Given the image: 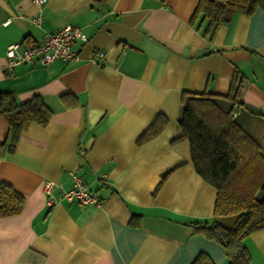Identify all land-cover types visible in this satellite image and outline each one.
Listing matches in <instances>:
<instances>
[{"label": "crops", "instance_id": "crops-1", "mask_svg": "<svg viewBox=\"0 0 264 264\" xmlns=\"http://www.w3.org/2000/svg\"><path fill=\"white\" fill-rule=\"evenodd\" d=\"M197 4L0 0V92L19 102L41 96L52 112L46 125L30 124L12 152L0 147V183L25 200L19 214L0 217V264H191L199 252L228 264L219 243L188 225L212 220L216 190L195 171L178 118L184 93L224 101L239 71L245 81L234 116L263 136L264 11L235 12L208 37L207 21L192 20ZM66 25L88 37L77 61L8 68L9 44L39 42ZM158 115L164 128L138 144ZM6 132L0 115V143ZM71 172L99 204L60 198ZM45 180L59 185L54 204ZM243 243L250 263L264 264V228Z\"/></svg>", "mask_w": 264, "mask_h": 264}, {"label": "trees", "instance_id": "trees-1", "mask_svg": "<svg viewBox=\"0 0 264 264\" xmlns=\"http://www.w3.org/2000/svg\"><path fill=\"white\" fill-rule=\"evenodd\" d=\"M257 8L264 11V0H198L192 20L201 15L207 21L204 34L211 37L216 27L235 12L251 14ZM244 81L245 77L235 71L224 101L221 96L206 92L184 93L178 118L180 137L189 142L195 171L216 190L212 220L188 222V225L194 232L219 243L228 264H251L244 239L264 228V144L234 116ZM51 114L41 96L19 102L12 92H0V115L7 122L5 140L0 147L5 153L12 152L30 124L44 126ZM166 123L167 118L158 115L137 143L143 144L157 136ZM24 202V197L10 184L0 183V217L19 214ZM221 217H233V221L226 225ZM191 264L215 263L207 253L199 252Z\"/></svg>", "mask_w": 264, "mask_h": 264}, {"label": "built area", "instance_id": "built-area-1", "mask_svg": "<svg viewBox=\"0 0 264 264\" xmlns=\"http://www.w3.org/2000/svg\"><path fill=\"white\" fill-rule=\"evenodd\" d=\"M46 0H32V2L41 6ZM39 17L33 19L34 23H38ZM88 41V37L82 32L81 28L72 25H66L61 30L46 33L44 39L39 42L23 44L15 42L9 44L5 50L8 68H12L16 64L39 62L47 65L54 60H73L79 59V43L84 44ZM98 57H102L103 53L99 52ZM71 186L62 190L60 198L67 201H76L82 204H99V198L93 192L84 180L77 174L71 172ZM59 185L52 180H45L42 185L44 193L48 196V202L54 204L56 198L52 195L54 188Z\"/></svg>", "mask_w": 264, "mask_h": 264}, {"label": "rangeland", "instance_id": "rangeland-1", "mask_svg": "<svg viewBox=\"0 0 264 264\" xmlns=\"http://www.w3.org/2000/svg\"><path fill=\"white\" fill-rule=\"evenodd\" d=\"M250 131H252V130H250ZM253 135H255L257 138H258V140L260 141V142H263L264 140V138H262V137H264V134H263V136L261 137V135L262 134H257V133H255V132H251ZM231 218V217H230ZM233 219V217L231 218V219H227V220H225V221H223V223L224 224H226V225H230V223L233 221L232 220Z\"/></svg>", "mask_w": 264, "mask_h": 264}, {"label": "water", "instance_id": "water-1", "mask_svg": "<svg viewBox=\"0 0 264 264\" xmlns=\"http://www.w3.org/2000/svg\"><path fill=\"white\" fill-rule=\"evenodd\" d=\"M237 107V106H236Z\"/></svg>", "mask_w": 264, "mask_h": 264}]
</instances>
